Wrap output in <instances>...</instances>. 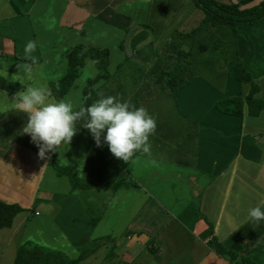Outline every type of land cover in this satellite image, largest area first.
<instances>
[{
	"label": "crops",
	"instance_id": "0c3cea01",
	"mask_svg": "<svg viewBox=\"0 0 264 264\" xmlns=\"http://www.w3.org/2000/svg\"><path fill=\"white\" fill-rule=\"evenodd\" d=\"M203 19L192 0H0V201L22 209L9 228L17 247L31 242L75 258L82 246L101 241L134 252L145 245L156 254L167 245L169 264H177V246L185 244L184 264H235L216 254L217 242L252 264H264V221L248 217L250 208L264 203V158H253L264 132L248 118L250 140L244 144L253 105L244 106L242 118L215 108L240 96L235 65L234 81L222 85L180 68L183 81L177 83L187 82L181 88L172 93L165 87L159 98L150 89L161 71L191 62V50L204 52ZM172 22L165 47L151 43L157 24L167 30ZM139 33L145 39L133 46ZM30 39L37 43L33 81L17 67L30 63L23 53ZM78 45L108 52L109 78L94 85L89 105L101 94L111 95L144 107L156 120L149 153L118 159L103 138L98 147L77 121L69 144L41 158L22 133L27 116L13 110L15 93L29 84L51 90L66 76L67 51ZM97 74L86 58L62 99L78 110L87 81ZM52 158L81 186L57 176Z\"/></svg>",
	"mask_w": 264,
	"mask_h": 264
},
{
	"label": "clouds",
	"instance_id": "9594fccd",
	"mask_svg": "<svg viewBox=\"0 0 264 264\" xmlns=\"http://www.w3.org/2000/svg\"><path fill=\"white\" fill-rule=\"evenodd\" d=\"M36 48V41L28 40L23 53L30 63L17 65L19 71L23 68L28 81L34 80ZM11 102L13 110L26 114L22 133L30 136L41 158L46 151H55L62 143L69 144L77 131V121H82L79 126L88 130L98 147L102 146L103 138L110 153L125 162L137 152H150L149 137L155 132L156 120L144 107H135L115 96L101 94L92 104L77 110L70 100L52 98L45 84H29L23 91L16 92ZM248 217L257 223L264 221V203L250 208Z\"/></svg>",
	"mask_w": 264,
	"mask_h": 264
},
{
	"label": "rangeland",
	"instance_id": "374dc122",
	"mask_svg": "<svg viewBox=\"0 0 264 264\" xmlns=\"http://www.w3.org/2000/svg\"><path fill=\"white\" fill-rule=\"evenodd\" d=\"M168 25L170 24L168 23ZM174 25L175 23L172 22L171 26L167 30H163V27L162 29L159 28V26H162V24H157V28H155L153 31V36L150 37L152 41L151 43L155 44L156 41L160 47L164 48L167 41V36L172 33L171 30L173 29ZM163 26L165 27V24H163ZM202 31L205 34V38L200 44H202L203 47L205 46V51L201 53L197 52L195 49L191 50L189 54L191 62L189 60L188 63L180 62L178 64L179 68H175L176 71L180 68L186 72L193 71V73H198L211 82H216V84L222 85L225 82V79L234 81L230 66L231 64L234 65L232 61L234 57H238V59H240L246 66L253 81L256 83L259 89V92L255 97L258 100L263 101L264 22L257 26L252 25L238 27L236 32L238 37L233 34L231 28L227 25L212 27L206 24L204 27H202ZM174 40L176 42L178 41V38H174ZM215 44L219 46L218 50H215L217 49L215 48ZM150 55V53H147V56ZM194 60L199 62V68H197L198 65L195 63L193 64L192 61ZM165 76H161V78L157 77L156 79L159 81V83H157V85L150 86V89H152L151 92L154 93L155 97L159 98L162 93L161 90L167 87L166 84H164V82L167 80ZM237 85L239 89V97H244L247 93L248 87H241L238 82ZM246 118V137L243 138V143L249 144L250 122L248 118H251L255 121L257 124L256 129L262 128L264 132V110H261L257 105H253V107L250 108V113L249 115L247 114ZM261 147L262 148L257 149L256 153L253 154V158H255V160L264 158V134L261 140ZM10 232L11 231L9 229L0 230V264H13L14 262L18 238L16 236H10ZM180 236V240H184L186 238L182 234ZM156 247L159 246L156 245ZM167 247V245H163L161 254H156L154 251L148 250L147 246L145 245L137 246V250L134 252L128 250V248L125 250H120L117 246L114 248V244L109 241H101L93 244L89 243L85 246H82L80 251H90V255L79 264H169V251ZM185 248V244L182 246H177L176 256L174 257L175 260L178 261L177 264H184L182 256L184 258L186 257V255H184ZM193 249L197 251L198 247L194 246Z\"/></svg>",
	"mask_w": 264,
	"mask_h": 264
},
{
	"label": "trees",
	"instance_id": "16d2710c",
	"mask_svg": "<svg viewBox=\"0 0 264 264\" xmlns=\"http://www.w3.org/2000/svg\"><path fill=\"white\" fill-rule=\"evenodd\" d=\"M254 1L256 0H242L240 2L235 0H192L194 8L199 9L204 13L201 27H204L206 24L212 27L227 25L231 28L236 37H238V34L236 33L238 27L251 26L264 22V0H260L257 5L245 8L246 5ZM144 39V35L139 33L132 37L131 44L135 46ZM218 47L219 46L215 44V48H217L215 50H218ZM202 48H204L205 51V46ZM86 58H89L94 62L98 71L97 76L93 80H88L86 87L83 89L82 106L87 107L89 105V101L94 92V85L100 80H108L109 78V73L107 71L109 62L108 52L106 50H99L89 46L78 45L67 51L66 76L57 85H51L52 97L54 99L60 100L68 92L73 81L78 76V68L83 66ZM232 61L235 65L237 82L241 87L247 86L248 90L244 97H233L217 102L215 104L216 110L222 114L239 118H242L243 116L245 105H257L261 110H264V100L255 99L259 89L246 66L240 59H238V57H234ZM177 72L178 70L176 71L174 68L172 71H161L159 73L160 77L164 74L170 75L165 76L167 80L164 84H166L167 88H169L172 93L187 83L186 81L177 83L179 80L183 81L181 78L178 79ZM51 165L57 176L60 177L65 175L68 177L72 187L76 188L81 186L78 178L73 172L70 169L61 168L55 158H52ZM21 212L22 209L19 206L6 204L0 201V230L9 229L12 226L15 216ZM215 252L221 257L227 256L229 260L235 262V264H252L246 258L238 257L227 252L217 242H215ZM89 255L90 251L82 250L79 251L77 257L70 258L64 252L53 251L31 242H26L17 247L13 264H79Z\"/></svg>",
	"mask_w": 264,
	"mask_h": 264
}]
</instances>
